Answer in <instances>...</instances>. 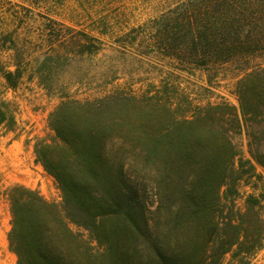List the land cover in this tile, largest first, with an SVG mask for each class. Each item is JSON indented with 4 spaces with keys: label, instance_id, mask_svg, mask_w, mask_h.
Segmentation results:
<instances>
[{
    "label": "trees",
    "instance_id": "16d2710c",
    "mask_svg": "<svg viewBox=\"0 0 264 264\" xmlns=\"http://www.w3.org/2000/svg\"><path fill=\"white\" fill-rule=\"evenodd\" d=\"M49 35L41 72L102 47L83 31ZM144 35L148 55L181 72L212 80L237 67L238 106H194L166 76L94 99L66 94L34 145L61 201L20 184L4 192L17 264H251L263 249L264 0H181ZM11 67L0 72L15 90L17 53ZM16 125L0 100V128Z\"/></svg>",
    "mask_w": 264,
    "mask_h": 264
},
{
    "label": "rangeland",
    "instance_id": "374dc122",
    "mask_svg": "<svg viewBox=\"0 0 264 264\" xmlns=\"http://www.w3.org/2000/svg\"><path fill=\"white\" fill-rule=\"evenodd\" d=\"M180 1L0 0V67H11L15 53L23 63V78L15 90L7 87L0 72V100L11 103L17 120L14 131L0 128V264H17L8 243L11 215L6 189L20 184L49 201H61L54 180L36 162L34 145L48 134L49 116L66 94L94 99L118 87L146 89L148 83L166 76L177 82L194 106L221 101L238 106L235 87L241 73L237 67L211 72L209 80L204 70L181 72L168 59L148 55L146 25ZM59 31L63 36L86 32L102 41L101 50L75 54L66 65L53 63L50 72H41L42 56L53 40L49 34ZM129 33L132 36L125 38ZM241 142L246 153L245 138ZM251 264H264V247Z\"/></svg>",
    "mask_w": 264,
    "mask_h": 264
}]
</instances>
